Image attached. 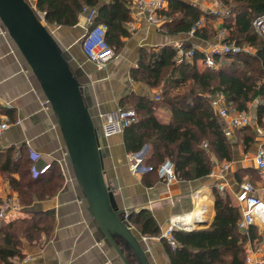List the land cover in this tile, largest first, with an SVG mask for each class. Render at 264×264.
<instances>
[{
  "label": "trees",
  "instance_id": "16d2710c",
  "mask_svg": "<svg viewBox=\"0 0 264 264\" xmlns=\"http://www.w3.org/2000/svg\"><path fill=\"white\" fill-rule=\"evenodd\" d=\"M221 1L230 14L224 17L222 24L227 29L225 41L246 44L255 50L254 53L243 51L227 54L221 60L223 64L213 69L198 64L204 57L200 50L196 51L192 62L180 65L176 63L173 45L141 52L137 75L151 87L162 88L153 98H129L137 111L138 120L126 127L123 135L128 152H139L145 145L150 146L146 164L150 167L151 175L145 181L147 185L161 180L157 170L166 159L175 164L177 177L182 181H195L209 176L213 168L209 149L221 162L233 161V139L226 137L224 125L204 93L220 92L232 110L246 112L251 103L260 99L255 112L258 122L264 123V38L257 35L253 26V20L264 13V0ZM133 4V0H36V8L45 16L48 26L73 27L86 8H95L97 15L90 27L101 23L107 25V43L115 54L123 48V38L131 36L126 24L131 20ZM167 5L161 15L173 16L171 21L163 24V28L171 35L189 33L202 15L208 21L215 18L183 0H167ZM215 32L217 30L206 23L194 31V36L208 41ZM185 46L189 48L192 45L186 41ZM161 106L171 112L167 123L155 116ZM248 127L238 129L236 138L238 133H247ZM256 136L258 133L253 129L252 134L240 138L246 152L256 147ZM204 143H208V150L204 148ZM16 153L18 155L15 157ZM2 159L0 171L10 185L18 189L19 200L25 208V213L0 226V264H14V258L24 256V240L32 243L38 241L42 233L49 234L52 231L53 222L49 213L33 212V206L37 201L53 198L62 187L64 178L57 163L38 169L37 161L29 150L15 152L9 149L4 152ZM252 172L256 178L251 181L257 183L259 175L253 169L239 170V181ZM205 193L210 197L204 191L199 195ZM214 195L215 217L208 227L191 231L175 229V248L163 238L171 264H245L247 241H261L256 228L251 229L249 234L239 230L240 211L228 193L214 189ZM199 215L202 214H198L196 219ZM127 219L142 235L161 234L160 226L147 209L132 212Z\"/></svg>",
  "mask_w": 264,
  "mask_h": 264
},
{
  "label": "crops",
  "instance_id": "0c3cea01",
  "mask_svg": "<svg viewBox=\"0 0 264 264\" xmlns=\"http://www.w3.org/2000/svg\"><path fill=\"white\" fill-rule=\"evenodd\" d=\"M27 1L36 6V0ZM183 1L199 7L204 12L211 5L209 0L201 3H196V0ZM135 11L134 2L131 6V20L126 24L131 36L123 38V48L105 66H97L90 62L82 50L81 42L90 27L86 11L80 14L79 22L73 27L48 26L80 82L84 99L100 129L101 113L123 106L134 109L130 106L129 98H153L161 91L162 86L151 87L136 73L140 68V56L143 50H156L165 45H174L181 40L189 41L191 45L199 46L204 50H209L212 45L209 41L198 39L189 33L177 35L167 33L163 24L171 21L173 16L164 15L163 23L154 25L145 17L137 18ZM206 23H210L217 32L223 28L220 19L206 20ZM5 30L6 27L0 21V106L2 107L0 122L8 120L10 123V128L0 137V167L5 151L13 149L18 152L24 149L29 150L34 160L41 165L57 163L64 178L62 187L53 198L37 201L33 206V212L49 213L53 222L52 231L49 234L42 233L40 239L32 243L24 240L23 258L17 257L12 261L14 264H126L106 238L98 222L91 216L69 158L67 155L62 156L67 148L61 126L46 101L40 82L31 71L16 42L6 34ZM198 64L201 65L202 62L198 61ZM155 116L161 122L167 123L171 118V112L165 108H158ZM262 140L263 137L260 135L256 147L249 152H244L240 146L234 145V159L231 162H221L209 149L210 160L213 163L212 171L221 169L226 163L231 164L230 169L225 172V184L233 203L234 193L239 184L249 179V175L246 174L239 181L238 172L255 170L254 156ZM101 145L106 151L105 177L113 191L121 215L147 209L152 212L160 226L159 236H147L140 234L128 222L146 251L148 264H171L162 233L173 218L184 215L180 220L186 218V223H191L193 227L198 226L197 222L204 217L209 225L212 223L215 217V178L209 174L205 179L195 181L178 179L167 183L164 180H157L147 185L145 181L151 175L146 164L150 152L148 144L144 146L149 147L146 151L143 148V163L136 171L131 170L132 153L127 151L123 134L102 139ZM203 191L210 194L206 203L207 196H203L208 194L199 195ZM1 197L18 200V189L4 180L0 171ZM200 210L207 212L196 219L197 215L194 216V213ZM30 216H33V213H30ZM144 237L147 239L145 240ZM257 244L254 245L255 250L258 246L264 247V243ZM122 248L132 264H140L129 247L123 244ZM147 249L150 250L148 253ZM255 256H260V252L255 253Z\"/></svg>",
  "mask_w": 264,
  "mask_h": 264
},
{
  "label": "water",
  "instance_id": "95a60500",
  "mask_svg": "<svg viewBox=\"0 0 264 264\" xmlns=\"http://www.w3.org/2000/svg\"><path fill=\"white\" fill-rule=\"evenodd\" d=\"M35 7L27 0H0V21L40 82L46 101L61 126L67 157L91 216L126 264L132 263L123 251V244L132 250L140 264H148L146 251L127 221L131 212L121 215L107 183L104 170L106 151L100 142V128L84 99L81 84L45 25V16L40 15ZM144 148L146 151L149 147ZM198 223L191 230L209 226L205 217Z\"/></svg>",
  "mask_w": 264,
  "mask_h": 264
},
{
  "label": "built area",
  "instance_id": "2783aa9c",
  "mask_svg": "<svg viewBox=\"0 0 264 264\" xmlns=\"http://www.w3.org/2000/svg\"><path fill=\"white\" fill-rule=\"evenodd\" d=\"M206 0H196V3H201ZM210 7L206 12L214 16L216 19H224L226 8L221 0H209ZM136 16L141 19L145 17L150 24L160 25L163 23L161 13L167 7V0H135ZM87 20L90 25L93 23L97 11L95 8H86ZM207 18L203 15L197 22L196 26L190 35H194L197 28H201L206 23ZM255 32L260 37L264 38V13L258 15L253 20ZM107 25L104 23L89 27L83 40L82 50L87 59L96 64L97 66H105L116 55L113 48L109 46L106 39ZM227 29L222 28L218 31L215 42L212 43L209 50L199 48V46L192 45L187 48L186 41L181 40L174 43L173 47L176 50V63L177 65L185 62H192L197 50L203 54L201 61L205 67L217 68L219 62L227 54H235L239 52H252L253 48L248 45H239L235 42H226ZM255 52V51H254ZM159 99V97H157ZM261 100L256 99L255 104H259ZM210 104L215 110L218 118L224 125V133L228 139H233L236 131L240 128L249 126L252 122L250 114L246 111L228 110L224 95L220 92L216 93L210 98ZM101 120V137L108 139L114 135L123 134L126 127H129L138 120L137 111L133 108H118L115 110L107 111L99 115ZM10 128L8 120L0 122V137ZM100 128V127H99ZM263 140L260 143L257 152L254 156V168L259 175L257 183L252 182L250 179L242 181L237 191L234 193V203L240 211V220L238 222L239 230L244 234H249L251 229L256 228L258 235L261 237V243H264V134ZM205 149H209L208 143L203 144ZM143 149L139 152L131 154L130 165L131 170L136 171L143 163L142 161ZM231 164L226 163L221 169L211 171L210 175L216 180L214 187L221 193L227 192L225 172L230 169ZM148 169H150L148 167ZM158 175L161 180L167 183L178 181L177 173L175 171V164L169 160H164L158 167ZM228 193V192H227ZM22 208L18 200L8 197L0 204V218L7 219L10 217L15 218L22 214ZM185 216V215H184ZM184 216L175 217L170 221L168 228L162 233V239H166L172 248L177 246L176 239L173 235L175 229H183L190 231L192 228L184 221H180ZM146 240L147 237H144ZM257 240H248L245 249L247 253L245 264H264V247L258 246L254 249V245H258ZM259 242V243H260ZM150 251L147 249V253ZM260 256H255V253Z\"/></svg>",
  "mask_w": 264,
  "mask_h": 264
},
{
  "label": "rangeland",
  "instance_id": "374dc122",
  "mask_svg": "<svg viewBox=\"0 0 264 264\" xmlns=\"http://www.w3.org/2000/svg\"><path fill=\"white\" fill-rule=\"evenodd\" d=\"M33 4V3H32ZM33 6H34V4H33ZM35 7V6H34ZM36 8V7H35ZM36 11L40 14V15H42V13H40L39 11H38V9L36 8ZM226 12H228V10H226ZM228 14V13H227ZM227 14L225 15V17L227 16ZM228 15H230V14H228ZM212 19H216V18H212ZM224 21V19H222V23H221V25L224 23L223 22ZM44 23H45V25H47V23L44 21ZM48 26V25H47ZM216 34L215 35H213V36H211L210 37V39L208 40L210 43H213V42H215V40H216V37H217V35H218V32H215ZM7 34H9V33H7ZM227 36V35H226ZM81 46H82V42H81ZM254 49L252 50V52L251 53H254ZM220 64H223V61H220L219 62V64H218V66L220 65ZM169 76V73H168V75H167V77ZM189 82H191V81H189ZM182 91H184V90H182ZM204 95L207 97V98H211V97H213L214 95H216V93L215 94H213V93H209V92H206V93H204ZM130 106H132V104L130 105ZM256 106H257V104H255V102H253V103H251L250 104V108L248 109V113L250 114V116H251V118H252V122H251V124L249 125V127H248V132L247 133H245V132H243V134L241 133H238L237 134V138L235 137L233 140H232V145L234 146H240V149L241 150H243L244 149V152H246L245 151V145H243L242 144V142H240L241 140H240V138H243L244 137V135H247V134H252V130L253 129H255V131H257V133H258V136H256L257 138L258 137H260V135H263L264 134V123L263 124H260L259 122H258V120H257V116H256V112H255V110H256ZM133 107V106H132ZM159 108H161V109H163L164 107H159ZM226 108L228 109V110H230V111H232V109H231V106H230V104L229 105H227L226 104ZM165 109H167V108H165ZM169 110V109H168ZM18 155V153H16L15 154V157ZM63 156V155H62ZM64 156H66V155H64ZM14 157V158H15ZM41 167H43V165H41V164H39V163H37V168L38 169H40ZM2 177L4 178V177H6L5 175L3 176L2 175ZM253 178H256V175H255V173H249V179L251 180V179H253ZM4 180H6L5 178H4ZM7 181V180H6ZM8 198V197H7ZM3 199H6V198H0V200L2 201ZM18 203H19V205L21 206V208H22V211L24 212L25 211V208L23 207V205L21 204V202H20V200H19V197H18ZM25 213V212H24ZM10 219H12V217H10V215L7 217V219L5 220V219H1L0 218V226H2L3 224H5L6 223V221H8V220H10ZM200 229V228H199Z\"/></svg>",
  "mask_w": 264,
  "mask_h": 264
},
{
  "label": "bare ground",
  "instance_id": "6f19581e",
  "mask_svg": "<svg viewBox=\"0 0 264 264\" xmlns=\"http://www.w3.org/2000/svg\"><path fill=\"white\" fill-rule=\"evenodd\" d=\"M5 32H6V34L7 33H9V31H8V29L6 28V30H5ZM64 155H68V152L66 151L64 154H63V156ZM206 196V195H205ZM205 196H203V197H205ZM207 197H209V196H207ZM205 212H207V210L206 211H198V212H196V213H194V216H196V215H198V214H203V213H205ZM181 221V220H180ZM185 223L187 222L186 221V218L183 220ZM189 226L188 227H193V225L191 224V223H187Z\"/></svg>",
  "mask_w": 264,
  "mask_h": 264
}]
</instances>
